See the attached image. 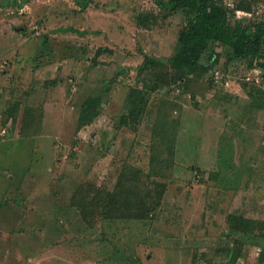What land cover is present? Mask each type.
<instances>
[{
    "label": "rangeland",
    "instance_id": "obj_1",
    "mask_svg": "<svg viewBox=\"0 0 264 264\" xmlns=\"http://www.w3.org/2000/svg\"><path fill=\"white\" fill-rule=\"evenodd\" d=\"M220 1L231 22L264 20V0ZM83 2L0 0V264H264V80L228 48L176 82L177 17ZM145 86L137 131L120 127ZM88 96L99 114L77 127ZM123 168L144 201L162 188L160 210L85 219L72 197L113 191Z\"/></svg>",
    "mask_w": 264,
    "mask_h": 264
},
{
    "label": "trees",
    "instance_id": "obj_2",
    "mask_svg": "<svg viewBox=\"0 0 264 264\" xmlns=\"http://www.w3.org/2000/svg\"><path fill=\"white\" fill-rule=\"evenodd\" d=\"M157 1L159 6L166 10L167 15L178 18L177 50L171 61V68L176 72V82L180 83L188 74H205L228 48L230 58L246 60L250 66L260 69L264 80V20L236 19L231 22L228 11L220 0H166L165 3L163 0ZM87 2L88 0H84L81 6H86ZM207 50L208 61L204 64L201 57ZM150 62L152 64L156 61L144 58L140 68H148ZM148 89V86L128 89L124 112L118 120L120 127L137 131L149 102ZM101 102L99 97L92 96L82 102L77 127L90 124L98 116ZM11 110L8 111L9 114ZM126 170L123 168L120 172L113 191H100L97 188L90 198L83 195L72 197L71 204L77 207L85 219L93 212L98 213L102 219L152 218L161 208L162 188L157 189L156 200L151 203L144 201L136 195L139 186L138 174ZM85 188L80 187V190L84 192ZM236 250L230 248V259L235 258Z\"/></svg>",
    "mask_w": 264,
    "mask_h": 264
},
{
    "label": "built area",
    "instance_id": "obj_3",
    "mask_svg": "<svg viewBox=\"0 0 264 264\" xmlns=\"http://www.w3.org/2000/svg\"><path fill=\"white\" fill-rule=\"evenodd\" d=\"M254 73H256V76L258 77V79H260L262 81V77H261V71L258 68H255ZM221 79V75L218 71L214 72V82L217 83L219 80ZM3 132L5 131V129L2 130Z\"/></svg>",
    "mask_w": 264,
    "mask_h": 264
},
{
    "label": "crops",
    "instance_id": "obj_4",
    "mask_svg": "<svg viewBox=\"0 0 264 264\" xmlns=\"http://www.w3.org/2000/svg\"><path fill=\"white\" fill-rule=\"evenodd\" d=\"M57 104V103H56ZM59 104H57V106H58Z\"/></svg>",
    "mask_w": 264,
    "mask_h": 264
}]
</instances>
